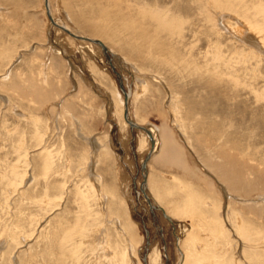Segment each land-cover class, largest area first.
Returning a JSON list of instances; mask_svg holds the SVG:
<instances>
[{"label":"rangeland","instance_id":"rangeland-1","mask_svg":"<svg viewBox=\"0 0 264 264\" xmlns=\"http://www.w3.org/2000/svg\"><path fill=\"white\" fill-rule=\"evenodd\" d=\"M215 2L0 0V264H264V0Z\"/></svg>","mask_w":264,"mask_h":264},{"label":"bare ground","instance_id":"bare-ground-1","mask_svg":"<svg viewBox=\"0 0 264 264\" xmlns=\"http://www.w3.org/2000/svg\"><path fill=\"white\" fill-rule=\"evenodd\" d=\"M213 1V3L214 4H216V2L215 1H217V0H210V2H212ZM218 4V3H217ZM217 6V5H216ZM46 7L47 8H49V5H48V3H46ZM259 13H260V11H259ZM146 15V14H145ZM242 18H244V17H242ZM50 19L53 21V18L52 17H50ZM246 19V18H245ZM250 22V23H249ZM54 23V22H53ZM255 22H251V21H248V22H246V26H248L247 28H248V30H249V28L250 29H252L253 31L254 30H256V32H258V30H259V28L260 29H262V27H257V25L256 24H254ZM54 24H56V22L54 23ZM64 26V25H63ZM251 31V30H250ZM259 31H261V30H259ZM258 34V33H257ZM262 36V35H261ZM260 41V40H259ZM261 41H262V43L264 44V38H261ZM104 48H105V45H103V43L100 41L99 42ZM153 43V42H152ZM154 44V43H153ZM153 46V45H152ZM105 51H107V49H104ZM2 54L0 53V56H1ZM112 68H115V66L112 64ZM119 75V74H118ZM121 89L125 92V90H124V87H123V83H121ZM125 94H126V97H125V103H126V107H127V104H128V96H127V93L125 92ZM126 113H125V116L127 117V110L125 111ZM131 125H132V127H136V125H134L133 123H131ZM147 132H148V134L150 135V137L152 138V139H154V137H153V135H152V133H151V131H149L148 129H146V128H144ZM164 140H166V144H165V146L163 147V149H162V152H163V155H165L166 157H168V158H171L172 159V161H174L176 164L177 163H180V161H178V159L177 158H175L174 157V154L175 153H177V150H175L177 147H176V145H175V142L173 141V139H172V137L171 136H167ZM156 143L152 140V146L154 147V145H155ZM155 148V147H154ZM153 150V149H152ZM152 152V151H151ZM151 157V156H150ZM147 159H149V156L147 157ZM221 166V165H220ZM218 167H219V165H218ZM222 167V166H221ZM221 167H219V169H221ZM214 168V167H213ZM219 169H217V170H219ZM214 171V170H213ZM220 171V170H219ZM217 173H219V172H217ZM220 174V173H219ZM230 174V173H229ZM238 175V174H237ZM236 175V176H237ZM223 176V175H222ZM227 176V175H226ZM235 177V176H234ZM227 178H229V176L227 177ZM231 178V177H230ZM229 180H231V179H229ZM236 187V186H235Z\"/></svg>","mask_w":264,"mask_h":264}]
</instances>
